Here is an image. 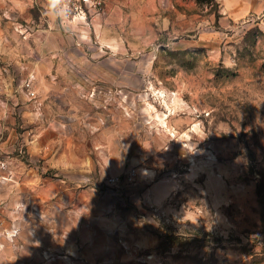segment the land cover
Segmentation results:
<instances>
[{"label":"rangeland","instance_id":"374dc122","mask_svg":"<svg viewBox=\"0 0 264 264\" xmlns=\"http://www.w3.org/2000/svg\"><path fill=\"white\" fill-rule=\"evenodd\" d=\"M44 127L83 143L70 206L99 243H39L32 264H264L260 1L0 0L4 155L29 161Z\"/></svg>","mask_w":264,"mask_h":264},{"label":"crops","instance_id":"0c3cea01","mask_svg":"<svg viewBox=\"0 0 264 264\" xmlns=\"http://www.w3.org/2000/svg\"><path fill=\"white\" fill-rule=\"evenodd\" d=\"M33 132V140L26 139L29 161L19 155L5 156L0 148L13 173L12 181L0 186V264H32L41 256L39 243H99L79 218L89 213L70 206L76 196L84 195L78 187L89 163L83 143L66 139L67 131L61 136L45 127ZM108 152L109 166H116L120 174L124 153L117 148ZM44 167L54 168L60 176L43 173ZM12 227H18L19 233L8 239L5 232ZM64 232H69L68 240Z\"/></svg>","mask_w":264,"mask_h":264},{"label":"built area","instance_id":"2783aa9c","mask_svg":"<svg viewBox=\"0 0 264 264\" xmlns=\"http://www.w3.org/2000/svg\"><path fill=\"white\" fill-rule=\"evenodd\" d=\"M26 87H27L29 95L34 99L35 103L40 108L41 102H38L37 93L32 87L31 79L29 81H27ZM130 174L134 175L135 170H132L130 172ZM12 178H13V173L9 167L8 160L0 152V186L9 182V181H12ZM117 181H118L117 177H115V176L109 177V182L117 183ZM18 233H19L18 227H12L9 231H6L5 235L7 236L8 239H13L14 237H16L18 235Z\"/></svg>","mask_w":264,"mask_h":264},{"label":"clouds","instance_id":"9594fccd","mask_svg":"<svg viewBox=\"0 0 264 264\" xmlns=\"http://www.w3.org/2000/svg\"><path fill=\"white\" fill-rule=\"evenodd\" d=\"M226 134L230 135V130L228 132H226ZM242 162L245 164L247 163V161H242V158L240 156L235 157V159L233 161V163H237V164L242 163ZM141 175L147 176L148 170L147 169H141Z\"/></svg>","mask_w":264,"mask_h":264},{"label":"trees","instance_id":"16d2710c","mask_svg":"<svg viewBox=\"0 0 264 264\" xmlns=\"http://www.w3.org/2000/svg\"><path fill=\"white\" fill-rule=\"evenodd\" d=\"M164 243H160V245H163Z\"/></svg>","mask_w":264,"mask_h":264},{"label":"bare ground","instance_id":"6f19581e","mask_svg":"<svg viewBox=\"0 0 264 264\" xmlns=\"http://www.w3.org/2000/svg\"><path fill=\"white\" fill-rule=\"evenodd\" d=\"M161 92H162V91H161ZM162 93H163V92H162ZM162 93H161V94H162Z\"/></svg>","mask_w":264,"mask_h":264}]
</instances>
